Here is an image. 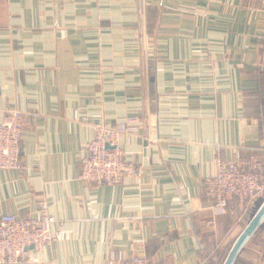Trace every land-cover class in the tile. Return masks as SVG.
Instances as JSON below:
<instances>
[{"label": "crops", "instance_id": "0c3cea01", "mask_svg": "<svg viewBox=\"0 0 264 264\" xmlns=\"http://www.w3.org/2000/svg\"><path fill=\"white\" fill-rule=\"evenodd\" d=\"M13 109L23 168L0 169V217L46 198L56 239L4 264H221L258 202L216 214L201 183L217 155L264 157V0H0V119ZM129 115L135 174L82 180L97 125ZM260 262L264 224L235 264Z\"/></svg>", "mask_w": 264, "mask_h": 264}, {"label": "built area", "instance_id": "2783aa9c", "mask_svg": "<svg viewBox=\"0 0 264 264\" xmlns=\"http://www.w3.org/2000/svg\"><path fill=\"white\" fill-rule=\"evenodd\" d=\"M142 125L137 115H129L115 124L99 123L95 136L87 142L81 158L80 178L100 184H118L136 172L135 164L125 157L120 139L136 133ZM24 114L17 109L0 119V169H21ZM109 145V146H108ZM216 170L202 180V194L216 214H234L238 205H248L264 196V157L244 155L240 149L230 156L217 155ZM245 207V206H244ZM54 215L46 198L38 201L36 215L0 217V264L17 263L29 255L32 247L42 250L53 243ZM209 223L214 220L210 219ZM107 264H149L147 256L121 255L110 251ZM258 264H264L260 262Z\"/></svg>", "mask_w": 264, "mask_h": 264}, {"label": "water", "instance_id": "95a60500", "mask_svg": "<svg viewBox=\"0 0 264 264\" xmlns=\"http://www.w3.org/2000/svg\"><path fill=\"white\" fill-rule=\"evenodd\" d=\"M109 146V145H108ZM264 224V196L257 205L248 223L232 242L221 264H235L241 251ZM32 248V247H31Z\"/></svg>", "mask_w": 264, "mask_h": 264}, {"label": "trees", "instance_id": "16d2710c", "mask_svg": "<svg viewBox=\"0 0 264 264\" xmlns=\"http://www.w3.org/2000/svg\"><path fill=\"white\" fill-rule=\"evenodd\" d=\"M253 153H255L256 155L262 157V155H260L258 152H253ZM227 252H228V249H224L223 251L218 252V254H219V256H220V263L223 262V260H224V258H225V256H226Z\"/></svg>", "mask_w": 264, "mask_h": 264}, {"label": "rangeland", "instance_id": "374dc122", "mask_svg": "<svg viewBox=\"0 0 264 264\" xmlns=\"http://www.w3.org/2000/svg\"><path fill=\"white\" fill-rule=\"evenodd\" d=\"M262 198H260V199H257V202H258V204H259V202H260V200H261ZM252 203H254V202H252Z\"/></svg>", "mask_w": 264, "mask_h": 264}]
</instances>
